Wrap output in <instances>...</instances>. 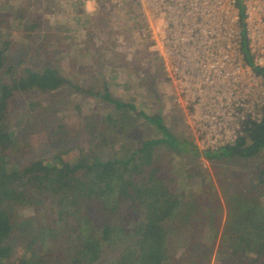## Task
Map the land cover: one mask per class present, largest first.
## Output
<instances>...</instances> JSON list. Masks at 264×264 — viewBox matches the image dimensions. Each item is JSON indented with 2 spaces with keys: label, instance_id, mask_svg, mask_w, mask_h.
I'll use <instances>...</instances> for the list:
<instances>
[{
  "label": "trees",
  "instance_id": "1",
  "mask_svg": "<svg viewBox=\"0 0 264 264\" xmlns=\"http://www.w3.org/2000/svg\"><path fill=\"white\" fill-rule=\"evenodd\" d=\"M3 44L0 69L9 59L8 42ZM247 45L245 40L243 48L251 62ZM65 83L59 65L21 66L10 74L0 72V260L8 264H176L177 258L191 253L196 243L214 248L224 221L227 224L220 252L237 247L230 231L238 232L239 239L246 242H239L241 252L233 257L232 264H264V206L256 203L255 196L241 193V187L233 188L236 210L222 220L221 206L209 200L204 204L203 193L190 192L194 187L189 178L185 188L180 186L183 174L191 171L187 152L197 158L201 154L195 145L180 142V147H190L178 152V158L159 161L161 153L182 150L174 135L165 130L161 116L139 112L163 130L157 139L139 137L138 128L123 120L122 109L131 113L134 103L113 99L108 91L102 97L114 102L117 109L114 115L98 119L102 123L99 140H92L93 148L75 157V165L70 166L63 154L58 155L61 162L56 164L43 158L19 161L21 148L14 133L23 119L16 115L12 103L27 94L35 105L32 97L36 92H55ZM59 107L65 105L56 110ZM98 120L91 124L93 131L98 130ZM131 139L139 143L132 144ZM222 149L230 157L256 156L264 149V120L254 124L236 144ZM203 153L208 158L226 156L219 150ZM63 193L74 199L65 202ZM44 197L50 202L48 208L53 209L49 219L45 214L27 217L29 208ZM93 201L100 211L90 210ZM212 206L216 213H209ZM18 216L25 223L15 231ZM252 233L260 237L254 238ZM171 235L177 241L176 248L168 240ZM249 246L255 252L251 257L246 254ZM52 254L55 258H50ZM181 264H190L188 256Z\"/></svg>",
  "mask_w": 264,
  "mask_h": 264
},
{
  "label": "rangeland",
  "instance_id": "2",
  "mask_svg": "<svg viewBox=\"0 0 264 264\" xmlns=\"http://www.w3.org/2000/svg\"><path fill=\"white\" fill-rule=\"evenodd\" d=\"M90 2L92 0H0V47L8 42L9 54L0 72L10 74L21 66L42 68L50 64L59 65L66 78L64 86L55 92H36L32 97L36 99L35 105L27 94L12 103L16 115L23 119L22 127L18 126L14 133L15 142L21 148L17 153L18 160L43 158L56 164L61 162L58 155L63 154L70 166L75 165V157L82 150L89 151L92 140L98 142L99 131H102L98 119L117 109L114 102L102 97L105 91L113 99L134 103L135 109L131 113L122 109L123 120L130 127L138 128L139 137H162L163 130L158 123L148 122L139 112L150 117L159 114L165 130L174 135L182 150L161 153L158 159L164 162L178 158V152L195 145L193 135L186 113L172 102L163 67L153 44L144 35L146 27L141 14L133 5L117 8L105 0H94L95 11L90 13ZM60 105L65 107L56 110ZM96 120L98 130L93 131L91 124ZM103 130L107 135V130ZM180 142L190 145L182 148ZM130 143L139 142L131 139ZM195 148L200 151L196 145ZM219 151L226 156L208 158L200 151L197 158L187 152V167H191V171L183 174L180 186L185 188V180L189 178L194 187L190 192L203 193L204 204L209 200L216 203L215 206H221L222 220L236 210L235 199L231 197L233 188L241 187L238 189H243L241 193L253 194L256 203L264 206V149L251 158L230 157L227 150ZM177 175L181 178L182 171ZM63 199L70 203L74 198L63 193ZM37 202L43 205L33 204L27 217L45 214L49 219L53 210L48 208L50 202L46 197ZM91 204L90 210L100 211V207L93 206L94 201ZM89 212L93 213V210ZM209 213H216L214 206ZM76 216L82 223L78 214ZM19 219L14 220L18 225L15 231L25 223ZM226 224L221 223L214 248L200 247L196 243L191 253L184 252L183 258H177L176 264H181L187 256L190 264H214L217 259L220 264H232L236 259L233 257L241 252L239 242L245 243L246 239L240 240L238 232L230 231L237 247L225 254L220 252L219 244ZM251 235L260 237L256 233ZM168 240L171 246L177 247L173 235ZM253 253L249 246L246 254L251 257ZM223 257L230 260H223ZM0 264L8 262L0 260Z\"/></svg>",
  "mask_w": 264,
  "mask_h": 264
},
{
  "label": "built area",
  "instance_id": "3",
  "mask_svg": "<svg viewBox=\"0 0 264 264\" xmlns=\"http://www.w3.org/2000/svg\"><path fill=\"white\" fill-rule=\"evenodd\" d=\"M105 1L141 14L201 152L236 144L264 120V0Z\"/></svg>",
  "mask_w": 264,
  "mask_h": 264
},
{
  "label": "clouds",
  "instance_id": "4",
  "mask_svg": "<svg viewBox=\"0 0 264 264\" xmlns=\"http://www.w3.org/2000/svg\"><path fill=\"white\" fill-rule=\"evenodd\" d=\"M88 10L90 13H93L95 11V5H94V0L89 3Z\"/></svg>",
  "mask_w": 264,
  "mask_h": 264
},
{
  "label": "crops",
  "instance_id": "5",
  "mask_svg": "<svg viewBox=\"0 0 264 264\" xmlns=\"http://www.w3.org/2000/svg\"><path fill=\"white\" fill-rule=\"evenodd\" d=\"M130 5H132V4H130ZM133 7H135V6L133 5Z\"/></svg>",
  "mask_w": 264,
  "mask_h": 264
}]
</instances>
